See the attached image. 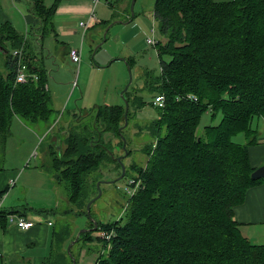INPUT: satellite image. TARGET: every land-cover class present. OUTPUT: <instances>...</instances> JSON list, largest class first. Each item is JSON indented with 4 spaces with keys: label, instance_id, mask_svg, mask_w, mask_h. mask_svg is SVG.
Wrapping results in <instances>:
<instances>
[{
    "label": "trees",
    "instance_id": "1",
    "mask_svg": "<svg viewBox=\"0 0 264 264\" xmlns=\"http://www.w3.org/2000/svg\"><path fill=\"white\" fill-rule=\"evenodd\" d=\"M27 1L30 15L38 21L32 28L33 45L9 20L0 22V46L6 49L4 55L0 52L2 146L14 116L44 126L53 113L48 73L33 47L42 48L43 39L54 30L53 14L60 0L50 5L45 0ZM125 1L126 20H131L130 0ZM258 16L262 17L257 20ZM111 17L101 20L103 30L114 23V10ZM153 18L165 38L155 44L157 52L169 60H160L156 75L145 71L142 87L131 88L130 83L124 97L128 118L130 103L135 109L146 103L154 107L138 90L153 92L151 98L164 95V106L154 107L158 115L150 123L157 144L147 165L135 171L142 185L130 196L124 221H97L96 231L114 232L106 239L110 249L95 264H264V244L252 243L234 219V207L244 201L246 191L264 180L251 179L255 167L248 156V146L256 143L253 122L264 119V0H154ZM7 41L13 49L22 46L23 62L36 73V80L15 81L16 60L4 44ZM190 92L199 95L197 101L187 99ZM256 94L263 98L253 101ZM124 109V104L95 105L90 124L68 131L63 146H56L59 152L50 151L49 167L64 185L70 204L82 205L85 177L100 165L113 162L120 168L111 140L122 142L128 126V122L123 126ZM208 110L212 118L218 112L222 117L199 129V119ZM239 133L245 143L233 141ZM184 154L200 165L187 163V157L182 161ZM196 199H202V205ZM35 211L68 213L55 207ZM9 212L20 210L0 211V217ZM82 213L87 215L85 209L71 214ZM90 231L80 233L74 244L91 241ZM75 235L67 225L55 227L42 264H72L66 247Z\"/></svg>",
    "mask_w": 264,
    "mask_h": 264
},
{
    "label": "rangeland",
    "instance_id": "2",
    "mask_svg": "<svg viewBox=\"0 0 264 264\" xmlns=\"http://www.w3.org/2000/svg\"><path fill=\"white\" fill-rule=\"evenodd\" d=\"M51 2L52 0H45L46 5H50ZM111 2H114L115 6L118 5L116 0H111ZM105 5L104 0H99L96 3L95 13L97 16L108 14L109 10ZM153 6L154 0H136L134 17L131 20H126L127 12L115 11V21L110 24L104 41L103 34L106 28L100 38H96L98 41L95 43L89 41L88 34L91 31H88L82 45L83 65L81 67L74 63L72 65L67 59L62 61L48 56L49 36H45L43 39V48L34 47V52L39 59L38 63L42 64L48 73L46 85L49 87L47 89L53 113L50 114L44 126L31 124L19 116L12 118L10 133L3 146L0 144V171L24 170V176H29L35 170L45 173L50 180L49 184L46 183L45 186L50 188L52 197L55 198L48 207H55L59 213L68 212L65 216L53 214L49 217L53 219L55 227L67 225L72 236L80 229L93 227L89 224V221L92 222V220L112 223L114 220L122 218L124 221L130 198L125 190L127 182L132 178L141 180L135 171L139 166L143 168L147 165L156 147L157 138L153 135L150 123L157 117L158 110L148 103L142 108L135 109L134 105L130 103L128 126L123 131L125 148L122 147V142L119 143L118 138L111 140L114 146L113 154L116 158L123 156L125 151L128 153L121 157L126 168L124 177L117 178L121 173V166L115 168L113 162L103 163L97 170L85 177L82 205L76 206L68 202L64 185L56 181L55 172L49 167L52 158L50 151L57 149L58 144L63 146L61 141L66 137L68 131L80 130L82 126L90 124L92 108L95 105L124 104L120 93L126 86L129 75L131 76V88L142 87L145 82V71L156 75L160 70V60H169L167 54H159L155 45H149L146 42L147 37H152V29L155 40L160 43L165 42V38L153 18ZM0 7L8 12V17L16 31L24 35L25 39L27 38L26 41L33 45L32 28L34 26L25 20L27 13L22 2L20 0H0ZM261 17L258 16L256 19L259 20ZM80 43L82 42L79 37L76 47H80ZM99 43H101L99 47L94 50ZM4 44L11 53L13 51L11 43L7 41ZM52 50L54 51L53 48ZM145 92L138 90L137 93L146 102L149 100L152 102L150 96L153 92L148 94ZM188 94L198 95L192 92ZM258 95L253 97V101L263 98ZM78 116L82 117L78 120L76 119ZM221 117L220 112L214 118L211 117L209 110L203 112L198 122V128L202 129L205 125L217 124ZM107 139L105 137L108 142ZM232 139L239 143L246 141L242 133L233 136ZM150 145L151 148L148 149ZM57 150L59 152V149ZM147 151H149L148 154ZM186 157L187 155L184 154L180 159L183 161ZM186 161L200 165V161L197 159L191 160L187 157ZM24 176L22 180L25 182ZM112 180L115 181L112 182ZM97 182L100 195L91 203L89 216L84 213L72 215L71 213L86 210L87 203L98 194ZM25 183H27L25 190L28 191L30 199L37 200L35 196L40 194L37 180H28ZM38 200L48 203L47 198ZM195 203L202 205V199H196ZM97 232L96 230L90 231V236L93 238L91 241L79 240L72 246V253L77 259V264H95L97 259L104 256L110 249V240H106L105 237L106 234L114 232V230L111 229L107 233L105 229H101Z\"/></svg>",
    "mask_w": 264,
    "mask_h": 264
},
{
    "label": "crops",
    "instance_id": "3",
    "mask_svg": "<svg viewBox=\"0 0 264 264\" xmlns=\"http://www.w3.org/2000/svg\"><path fill=\"white\" fill-rule=\"evenodd\" d=\"M20 1L27 13L25 20L35 26L38 21L30 15L28 1ZM104 2L109 10L108 14L97 16L96 4L92 0H60L53 14L54 30L48 35L50 37L48 56L62 61L67 59L72 64L68 51L69 48L78 46L77 41L80 37L81 60L78 66L81 67L82 45L87 32L91 31L88 39L95 43L98 41L96 38H100L103 32L101 20H108L113 10L125 13V0L119 1L117 6L111 0ZM92 14L94 18L90 20L87 28L79 25L81 20H86ZM8 16V12L0 7V22L4 20L11 22ZM253 125L257 129L256 143L248 146V156L250 165L256 168L264 163V119L256 118ZM24 174V170L0 171V194H3L0 197V211L20 210L16 212L17 215L33 222L29 229H20L6 217V214L5 217H0V264H42L50 253L52 232L55 228L53 219L48 214L35 211V209L51 208L48 206L55 200L50 188L45 186L50 180L45 173L37 170L29 176ZM23 176L25 182L37 180L40 191V194L35 196L37 200L30 199L28 191L25 190L27 183L22 180ZM39 198H47L48 203H42ZM234 219L238 222L242 233L252 243L264 244V180L246 191L244 201L234 207Z\"/></svg>",
    "mask_w": 264,
    "mask_h": 264
},
{
    "label": "built area",
    "instance_id": "4",
    "mask_svg": "<svg viewBox=\"0 0 264 264\" xmlns=\"http://www.w3.org/2000/svg\"><path fill=\"white\" fill-rule=\"evenodd\" d=\"M99 0H92L94 4H96ZM94 16L93 14L90 15L86 20H81L79 22V25L82 26L83 28H87L90 24V20L93 19ZM152 32V37H147L146 42L149 45H155L157 43V40L153 37V32L154 30H151ZM24 49L22 46L19 48L13 49L11 52V55L13 59H15L16 63V75H15V81L16 82H26L28 80H36L37 75L36 73H32L28 71L27 65L23 62V56H24ZM68 56L71 60L72 63L75 65H79L80 60H81V48L80 47H71L69 48L68 51ZM187 99L192 100V101H197V96L193 94H187ZM164 95L163 94H156L152 98V104L154 107L157 108H162L164 106ZM13 183V182H12ZM142 185V182L139 178H132L128 180L127 185H126V194L129 196H132ZM6 217L15 223V225L20 228V229H29L32 227L33 222L30 220L25 219L22 216L17 215L14 212H9L6 213ZM113 234V232H110L106 234V239H109L110 236Z\"/></svg>",
    "mask_w": 264,
    "mask_h": 264
},
{
    "label": "water",
    "instance_id": "5",
    "mask_svg": "<svg viewBox=\"0 0 264 264\" xmlns=\"http://www.w3.org/2000/svg\"><path fill=\"white\" fill-rule=\"evenodd\" d=\"M135 1H136V0H130V3H129V13H130V17H133V16H134V4H135ZM109 26H110V25H109ZM109 26H107V28H106L105 31H104V34H103V40H105V34H106V32H107ZM100 44H101V43L97 44L94 50H96V49L99 47ZM0 52H1L2 54L6 53V49H4L2 46H0ZM128 71L130 72V68H129V67H128ZM130 83H131V76L129 75V80H128L126 86L124 87V89L122 90V92L120 93V96L124 99V105H125V109H124V124H123V126H125V125L127 124V121H128V120H127L128 102H127L126 98L124 97V91L127 89V87L129 86ZM121 139H122V147L125 148V138H124V136H123L122 134H121ZM126 153H127V152L125 151V154H124V155H126ZM124 155H123V156H124ZM123 156H118V157L116 158L117 161H119L120 166H121V173H120V175H119L117 178H122V177L124 176V174H125V166H124L123 162L121 161V157H123ZM250 177H251V179H259V178H263V179H264V163L261 164L260 166L256 167V168L251 172ZM114 181H115V180H112V182H114ZM97 189H98V194H97L93 199H91V200L87 203V205H86V212H87V215H88V216H89V208H90L91 203H92V202H93V201H94V200L100 195V188H99V183H98V182H97ZM92 223H93V227H91V228H83V229H80V230L76 233L74 239H72V240L68 243V245H67V247H66L67 252H68L69 255L71 256L72 264H76V260H75V258L71 255V253H70V248H71V246H72V245L78 240V237H79L80 233L85 232V231H88V230H95V229L97 228V221H93V220H92Z\"/></svg>",
    "mask_w": 264,
    "mask_h": 264
}]
</instances>
